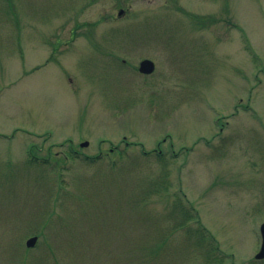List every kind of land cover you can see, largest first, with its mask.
<instances>
[{"label": "rangeland", "instance_id": "obj_1", "mask_svg": "<svg viewBox=\"0 0 264 264\" xmlns=\"http://www.w3.org/2000/svg\"><path fill=\"white\" fill-rule=\"evenodd\" d=\"M262 221L264 0H0V264H264Z\"/></svg>", "mask_w": 264, "mask_h": 264}, {"label": "trees", "instance_id": "obj_2", "mask_svg": "<svg viewBox=\"0 0 264 264\" xmlns=\"http://www.w3.org/2000/svg\"><path fill=\"white\" fill-rule=\"evenodd\" d=\"M8 6H9L8 12H6V9H5L6 15L7 14L9 15V13H12V4L9 3ZM16 22H17V19H16ZM160 187H162V186H160ZM151 188H153L152 192L158 193L159 189H156V187H153V186ZM150 190H152V189H147L145 191V194H148V192H150ZM179 208H180V210H179L180 212L179 213L181 215V219L175 221V224H174L175 226H182L184 224V218L185 217L188 219V218H192L194 216L193 215V210L191 208H189V207H187V208L184 207V205H182V202H180ZM187 230H186V232H189ZM195 232H196L197 235H199L201 237V238L200 237H198V238L201 241L206 243V247L207 248H208V245H211L210 243H213L212 237H210L208 235V232H206V230L204 228L201 227V228L197 229ZM189 234H191V232H189L188 235ZM212 250H213L212 252H214V248L213 247H212ZM207 255H208V252H207ZM211 258L216 259L214 257V255H211Z\"/></svg>", "mask_w": 264, "mask_h": 264}, {"label": "water", "instance_id": "obj_3", "mask_svg": "<svg viewBox=\"0 0 264 264\" xmlns=\"http://www.w3.org/2000/svg\"><path fill=\"white\" fill-rule=\"evenodd\" d=\"M154 69V64L151 60L149 59H144L140 61L138 71L141 73L149 74L153 71ZM87 142L82 143V145H86ZM259 232L261 236V243H260V248L257 251V253L254 255L255 259H263L264 258V221L260 224L259 226ZM36 241V236H32L26 240V246L31 247L34 245Z\"/></svg>", "mask_w": 264, "mask_h": 264}, {"label": "flooded vegetation", "instance_id": "obj_4", "mask_svg": "<svg viewBox=\"0 0 264 264\" xmlns=\"http://www.w3.org/2000/svg\"><path fill=\"white\" fill-rule=\"evenodd\" d=\"M110 150H112V149H110Z\"/></svg>", "mask_w": 264, "mask_h": 264}]
</instances>
